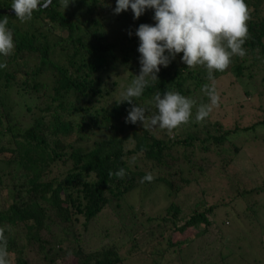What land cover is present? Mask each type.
<instances>
[{
    "label": "trees",
    "instance_id": "1",
    "mask_svg": "<svg viewBox=\"0 0 264 264\" xmlns=\"http://www.w3.org/2000/svg\"><path fill=\"white\" fill-rule=\"evenodd\" d=\"M107 1L70 0L64 9L61 0H51L24 23L15 14H0V19L8 16L15 40L14 54L0 56V63H7L0 68V227L13 261L26 264L27 250L35 247L32 254L45 264H61L66 254L76 264H127L119 253L122 244L90 249L80 242L81 228L110 203L121 207L122 202V210L139 221L128 225L130 240L139 251L150 247L148 264H191L186 256L202 257V247L207 256L201 264H259L264 234L259 228L244 230L242 224H262L264 180L252 185L230 161L240 151L233 139L256 136L264 130V116L245 126H228L209 116L197 122L196 107L210 103L201 90L210 81L205 68L183 64L181 53L168 67L161 66L158 82L150 83L134 102L150 116L157 111L152 99L157 91L177 90L196 102L192 120L171 132L139 121L125 123L132 105L118 103L119 85L124 82V91L139 74L135 31L141 23L154 24V12L148 9L133 19L127 30L132 35L125 34L120 47L105 29ZM245 2L252 9L250 38L243 46L247 54L233 57L214 76L247 78L244 94L262 100L264 0ZM11 3L0 0V8L10 10ZM253 141L263 148L264 137ZM259 155L257 166L264 163L262 150ZM120 168L126 173L123 179L109 175ZM149 173L154 179L141 182ZM212 178L227 180L228 191L214 186L215 193H205L216 182ZM194 186L198 192L192 194L193 204L171 200ZM158 192L169 203L142 218L144 203ZM129 197L138 205L128 204ZM208 197L212 202L206 207ZM209 235L216 237L208 240ZM241 244L246 254L239 251Z\"/></svg>",
    "mask_w": 264,
    "mask_h": 264
},
{
    "label": "clouds",
    "instance_id": "2",
    "mask_svg": "<svg viewBox=\"0 0 264 264\" xmlns=\"http://www.w3.org/2000/svg\"><path fill=\"white\" fill-rule=\"evenodd\" d=\"M70 0H61L65 9ZM51 0H12L11 9L21 22L33 19V13L46 8ZM131 9L133 19H138L146 10L154 12V24L141 23L135 35L139 39L137 48L140 71L129 86L120 93L118 103L132 105L128 110L125 123L158 127L171 132L189 123L196 102L177 90L157 91L153 102L157 111L146 114V108L134 102L144 94L150 83L158 82L161 66L168 67L177 54L188 68L203 67L207 79L212 84L202 85V91L209 97V104L196 107L195 120L204 121L216 105L219 96L214 87V71L223 72L235 56L243 58L247 50L243 47L250 38L247 22L251 20L252 9L245 0H116L114 14ZM9 18L0 19V56L8 57L15 52L14 33L8 27ZM129 36L132 33L129 31ZM7 63H0L6 68ZM110 176L123 179L125 170L120 168ZM154 176L146 174L142 181H151ZM5 228L0 227V264H11Z\"/></svg>",
    "mask_w": 264,
    "mask_h": 264
},
{
    "label": "rangeland",
    "instance_id": "3",
    "mask_svg": "<svg viewBox=\"0 0 264 264\" xmlns=\"http://www.w3.org/2000/svg\"><path fill=\"white\" fill-rule=\"evenodd\" d=\"M106 5L109 7L107 20L105 23V29L107 30L110 37L113 41L117 42L120 47L124 44L125 34L128 35V27L133 24V13L129 8L127 11H122L119 14H114V8L116 6V0H108ZM114 71V70H112ZM233 80V81H232ZM213 82L210 81V84ZM248 79L247 78H237L234 73H227L224 75H220L215 78L214 87L219 96V101L216 105H212V110L209 114L210 119L224 121V123L228 126H235L236 124L247 125L254 120L261 119L264 116V99L262 100H251L250 96L244 94V90H248ZM124 86V82L121 81L119 85V95L122 92ZM244 103L243 106L240 107L239 103ZM247 102V103H246ZM254 136L253 134H248L247 136H239L236 139H233L232 143L235 146L240 148V151L235 158L230 161L232 167L239 170L246 177L251 179L252 185H257L260 183L263 184L264 180V163L261 165H256V163H260V160L263 156L259 155L260 150L264 152L263 148L258 143V141H253L254 137L260 139V137H264V130L259 129ZM56 171V170H55ZM212 175L214 172L211 173ZM211 181H216L214 184H209L208 188L205 189V193H215V189L212 187H216L220 192L228 191L227 188V180H218L213 179ZM262 182V183H261ZM198 192V188L194 187H185L183 188L182 195L176 198H171L172 201H180L181 198L190 202V204L194 203L193 193ZM164 193V192H163ZM156 198L154 200H150L149 202H145L142 210H144V214H140L142 218H147L149 216H153L157 214V212H161L164 210L169 201L165 198V193L162 195V192H158ZM1 196V194H0ZM135 198H128L126 202L128 204H132L137 206V199L133 201ZM211 199L205 198L204 204L206 207L211 205ZM121 207H118L114 202L110 203L106 206L96 217L93 219L86 227V229L81 228V237L80 242L84 247H89L90 249H99L101 247L112 245L114 247L122 244L119 248V253L125 257V261L127 264H148L150 261V254L148 253V249H150L149 245L144 247V250H140L136 248L134 242L130 240V236L127 235L128 225H131V222L138 224L139 221L131 218L123 208V203L119 202ZM242 206L240 205V212ZM259 220L262 222L260 225L258 220L254 221L252 225H248L243 222V229L249 230L251 228H259L260 231L264 234V213L259 215ZM246 222V221H245ZM257 225H255V224ZM241 225V226H242ZM212 237V238H211ZM215 235H209L208 240H213ZM207 239V235L203 238V240ZM202 240V239H199ZM247 241V240H245ZM218 241H216V244ZM243 248H239L240 252L246 251V246L241 244ZM134 247V248H133ZM216 247V245L214 246ZM256 250L260 249L262 253V249L257 245L253 246ZM200 246H198L199 249ZM195 249V251H196ZM200 256H191L187 255L191 264H201V260L205 259L204 255L207 256V252L203 250V247L199 249ZM29 254H27L24 258L26 264H45L42 260L38 259L35 254V247H31L27 250ZM217 252V249L214 250ZM238 252V250H236ZM238 253L234 254L236 257ZM250 255V254H249ZM262 262L259 264H264V254H262ZM216 257V256H215ZM261 257V256H260ZM259 257V258H260ZM193 260H192V259ZM218 259L220 257H217ZM11 264H15L14 255L10 253L9 256ZM241 263V261L232 262L230 264ZM252 263L254 264L253 260ZM61 264H76V259L72 254H66L61 259ZM244 264V263H242Z\"/></svg>",
    "mask_w": 264,
    "mask_h": 264
},
{
    "label": "water",
    "instance_id": "4",
    "mask_svg": "<svg viewBox=\"0 0 264 264\" xmlns=\"http://www.w3.org/2000/svg\"><path fill=\"white\" fill-rule=\"evenodd\" d=\"M5 13H11V14H15L14 10L10 9H4V8H0V14H5Z\"/></svg>",
    "mask_w": 264,
    "mask_h": 264
}]
</instances>
